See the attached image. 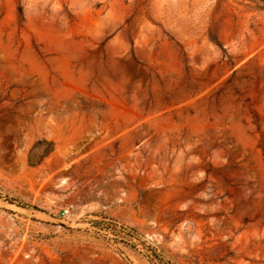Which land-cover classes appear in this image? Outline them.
I'll list each match as a JSON object with an SVG mask.
<instances>
[{"label":"rangeland","instance_id":"obj_1","mask_svg":"<svg viewBox=\"0 0 264 264\" xmlns=\"http://www.w3.org/2000/svg\"><path fill=\"white\" fill-rule=\"evenodd\" d=\"M0 264H264L259 0H0Z\"/></svg>","mask_w":264,"mask_h":264},{"label":"trees","instance_id":"obj_2","mask_svg":"<svg viewBox=\"0 0 264 264\" xmlns=\"http://www.w3.org/2000/svg\"><path fill=\"white\" fill-rule=\"evenodd\" d=\"M259 2H261L262 8H264V0H259ZM210 39L217 42V40L213 37H210ZM53 149V141L46 138L37 139L28 152L27 160L29 164H39L47 155H49L53 151Z\"/></svg>","mask_w":264,"mask_h":264}]
</instances>
